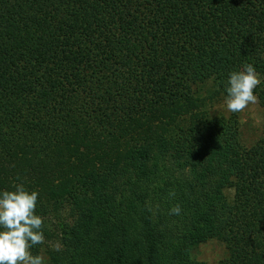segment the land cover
Listing matches in <instances>:
<instances>
[{
    "label": "trees",
    "instance_id": "1",
    "mask_svg": "<svg viewBox=\"0 0 264 264\" xmlns=\"http://www.w3.org/2000/svg\"><path fill=\"white\" fill-rule=\"evenodd\" d=\"M248 63L264 108V0H0V190L39 193L32 255L264 264V139L211 110Z\"/></svg>",
    "mask_w": 264,
    "mask_h": 264
},
{
    "label": "clouds",
    "instance_id": "2",
    "mask_svg": "<svg viewBox=\"0 0 264 264\" xmlns=\"http://www.w3.org/2000/svg\"><path fill=\"white\" fill-rule=\"evenodd\" d=\"M262 84L253 64L228 73L223 107L238 113L257 102L254 90ZM14 191L0 190V264H45V257L31 249L44 242L43 218L36 213L39 193L14 184ZM179 205L170 214L179 215Z\"/></svg>",
    "mask_w": 264,
    "mask_h": 264
},
{
    "label": "rangeland",
    "instance_id": "3",
    "mask_svg": "<svg viewBox=\"0 0 264 264\" xmlns=\"http://www.w3.org/2000/svg\"><path fill=\"white\" fill-rule=\"evenodd\" d=\"M211 110L214 113L231 114L224 109L223 100L214 104ZM236 114L239 122V141L244 147L249 148L257 141L264 139V108L258 99L255 104H250L247 108ZM127 201L134 202L130 196L127 198ZM154 208L157 209L158 204H155ZM58 244V240L54 237L47 242L48 248H43L40 251L39 254L46 258L45 264H49L47 250L56 249ZM192 257L203 264H219L226 257V250L220 242L210 240L195 248L192 251Z\"/></svg>",
    "mask_w": 264,
    "mask_h": 264
}]
</instances>
